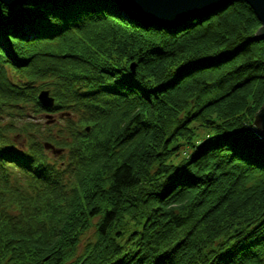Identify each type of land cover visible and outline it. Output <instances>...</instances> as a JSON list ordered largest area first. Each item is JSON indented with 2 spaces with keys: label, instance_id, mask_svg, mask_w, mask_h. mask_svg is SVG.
<instances>
[{
  "label": "trees",
  "instance_id": "trees-1",
  "mask_svg": "<svg viewBox=\"0 0 264 264\" xmlns=\"http://www.w3.org/2000/svg\"><path fill=\"white\" fill-rule=\"evenodd\" d=\"M259 25L0 1V264H264Z\"/></svg>",
  "mask_w": 264,
  "mask_h": 264
},
{
  "label": "water",
  "instance_id": "water-1",
  "mask_svg": "<svg viewBox=\"0 0 264 264\" xmlns=\"http://www.w3.org/2000/svg\"><path fill=\"white\" fill-rule=\"evenodd\" d=\"M8 5H14L21 0H0ZM231 0H117L120 6L129 14L147 22L174 25L188 17L208 12ZM256 13L260 25L255 31L257 38H264V0H246ZM38 100L49 106L53 102L48 89H41L37 94ZM49 116V115H48ZM254 125L264 135V100L256 111L253 118ZM46 147L52 148L53 152H59L53 144L45 143Z\"/></svg>",
  "mask_w": 264,
  "mask_h": 264
},
{
  "label": "rangeland",
  "instance_id": "rangeland-1",
  "mask_svg": "<svg viewBox=\"0 0 264 264\" xmlns=\"http://www.w3.org/2000/svg\"><path fill=\"white\" fill-rule=\"evenodd\" d=\"M48 119H49V118H47V117H45V119H44L43 116H41V117L38 118V120H39L41 123H43V122H45V121H46L47 123L50 122Z\"/></svg>",
  "mask_w": 264,
  "mask_h": 264
}]
</instances>
